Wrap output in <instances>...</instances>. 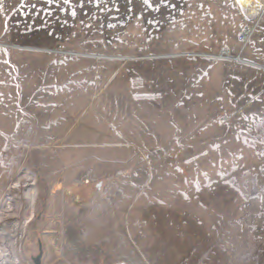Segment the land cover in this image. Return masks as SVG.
Returning <instances> with one entry per match:
<instances>
[{
	"label": "rangeland",
	"instance_id": "rangeland-1",
	"mask_svg": "<svg viewBox=\"0 0 264 264\" xmlns=\"http://www.w3.org/2000/svg\"><path fill=\"white\" fill-rule=\"evenodd\" d=\"M25 170L30 264H264V0H0V205Z\"/></svg>",
	"mask_w": 264,
	"mask_h": 264
},
{
	"label": "bare ground",
	"instance_id": "bare-ground-1",
	"mask_svg": "<svg viewBox=\"0 0 264 264\" xmlns=\"http://www.w3.org/2000/svg\"><path fill=\"white\" fill-rule=\"evenodd\" d=\"M239 2L246 6L251 0ZM36 185V176L23 171L0 205V264H30L22 256V239L35 208Z\"/></svg>",
	"mask_w": 264,
	"mask_h": 264
},
{
	"label": "built area",
	"instance_id": "built-area-1",
	"mask_svg": "<svg viewBox=\"0 0 264 264\" xmlns=\"http://www.w3.org/2000/svg\"><path fill=\"white\" fill-rule=\"evenodd\" d=\"M253 31H254L253 26H247V27H245V29H244V30L241 32V34H240V37H239L240 40H241L243 43H247V42L249 41L250 37L252 36ZM221 57L230 58V57H229L228 49L223 48V49L221 50ZM227 120H228L227 117H223V118L221 119V122H222V123H226Z\"/></svg>",
	"mask_w": 264,
	"mask_h": 264
},
{
	"label": "water",
	"instance_id": "water-1",
	"mask_svg": "<svg viewBox=\"0 0 264 264\" xmlns=\"http://www.w3.org/2000/svg\"><path fill=\"white\" fill-rule=\"evenodd\" d=\"M41 256H42V250H41L40 254L34 258V261L36 264H41V262H40Z\"/></svg>",
	"mask_w": 264,
	"mask_h": 264
}]
</instances>
